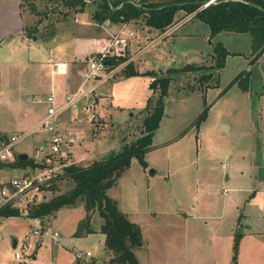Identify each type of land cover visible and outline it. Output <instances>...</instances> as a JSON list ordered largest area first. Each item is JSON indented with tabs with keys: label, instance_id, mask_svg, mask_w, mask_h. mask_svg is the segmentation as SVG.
Returning <instances> with one entry per match:
<instances>
[{
	"label": "rangeland",
	"instance_id": "rangeland-1",
	"mask_svg": "<svg viewBox=\"0 0 264 264\" xmlns=\"http://www.w3.org/2000/svg\"><path fill=\"white\" fill-rule=\"evenodd\" d=\"M70 7L66 0H24L23 8L36 13L32 18L36 20L28 21L26 28L32 35L52 33L60 17L64 21L74 20L75 12ZM66 8L68 11L63 13ZM87 8L91 16L94 6L89 3ZM189 16L179 10L172 24H176L175 32L165 38L155 39L172 26L164 31L154 29L156 35L141 55L139 75L110 79L100 87L101 94L111 103L104 106L107 110L111 106V115L105 112L103 120L97 115L92 118L97 139L87 132L90 117L82 111L76 113L77 120L72 122L75 125L70 131L62 126L64 134L77 135L80 131L82 135L70 146L73 161L83 160L78 163L88 165L104 159L119 151L125 145L123 141L130 143L144 134L143 120L159 98V91L151 89L150 76L143 73L154 71L159 76L175 63H212L211 44ZM44 18L46 22H41ZM136 23V28H147L142 18ZM218 40L230 54L225 66L209 81L211 88L206 96L197 80L199 73H176L164 98L159 128L142 163L132 158L108 191L120 210L141 229L143 242L134 249L139 264H264V59L253 67L256 74L250 79L244 73L251 52L249 34L221 32L212 38V43ZM95 54L91 53L86 60ZM252 54L254 58L255 50ZM125 62L117 68H107L103 75L116 70L115 74L121 76L117 71L124 68ZM14 72L17 74L18 70ZM240 72L241 83L230 85ZM21 82L16 76H0V128L8 133L27 132L16 125L17 118L24 114V102L10 95L21 93ZM245 86L248 91L242 89ZM38 102L33 104L40 106ZM205 104L210 105L206 118L193 125ZM222 123L229 127L228 132L220 130ZM33 134H26L17 143L18 154L32 152L29 146ZM151 170L155 173L151 174ZM19 172L8 168L0 175L8 177ZM53 185L44 191L43 197L39 195L40 202L72 189L74 182L62 177ZM54 214L44 217L43 223L60 232V242L55 243L47 235L40 237L44 243L47 239L58 247H14L13 240L24 242L32 229L24 220L27 214L9 221L0 218V259L8 264H76L80 251H89L91 257L85 253L79 258L83 264L92 259L95 264L102 263L106 256L105 238L100 232L103 221L97 211L89 216L90 228L94 229L91 232H87L89 223L85 221L82 197L75 205H65ZM38 236L32 235L30 240L38 242ZM25 245H30L29 240ZM16 250H20L22 259L15 258Z\"/></svg>",
	"mask_w": 264,
	"mask_h": 264
},
{
	"label": "trees",
	"instance_id": "trees-1",
	"mask_svg": "<svg viewBox=\"0 0 264 264\" xmlns=\"http://www.w3.org/2000/svg\"><path fill=\"white\" fill-rule=\"evenodd\" d=\"M209 0H172L170 2H152L149 0H66L69 6L75 10L83 11L90 3L94 6L91 11L92 19L98 23L121 24L142 18L147 27L164 31L175 20V15L179 10L185 11L186 15H193L202 23L209 26V38L220 32H248L251 36L253 50L256 59L264 51V0H215L206 7L203 4ZM29 35L32 32L26 28ZM213 64L192 65L188 64L182 68H169L159 76L154 71H146L145 75L150 76V87L159 91L158 99L143 120L144 134L130 143H126L119 151L111 153L108 157L92 161L88 165L73 163L65 168L66 172L62 177H67L74 182L73 188L55 195L48 200L38 202L33 205L28 216L44 219L48 215H53L65 205H75L82 197L85 202L87 232L93 231L90 227L89 216L93 210L97 211L103 223L100 232L104 235L105 264H139L134 249L143 242L139 225L127 218L117 201L108 195V190L114 186L124 171L127 170L130 160L137 158L141 163L144 154L149 150L152 143L154 131L159 127L163 117L164 98L168 93L169 85L173 76L179 72L199 73L198 82L203 88L209 87L208 83L213 75L225 66L226 57L229 51L221 42H215L212 47ZM252 59L250 63L255 61ZM127 57L107 56L105 63L118 66L124 63ZM121 74L124 76L139 75L131 61L125 62ZM249 77V70L244 71ZM243 72L238 73L230 82L241 83ZM240 82V83H239ZM245 91L247 86L243 87ZM208 107L196 117L193 125H198L207 116ZM16 156L14 161L0 163L2 166H24L31 159ZM54 187V185L52 186ZM19 208L9 204L0 206V216H20ZM78 263L81 259L78 258ZM89 264H93L90 261Z\"/></svg>",
	"mask_w": 264,
	"mask_h": 264
},
{
	"label": "crops",
	"instance_id": "crops-1",
	"mask_svg": "<svg viewBox=\"0 0 264 264\" xmlns=\"http://www.w3.org/2000/svg\"><path fill=\"white\" fill-rule=\"evenodd\" d=\"M23 5H24V0H0V67H1L0 76L3 77L4 79L6 78L9 79L16 76L17 78L20 79V81H22L21 83H23L22 88L24 89L20 90L21 93H15V92L10 93L11 96L16 95L15 96L16 99L19 98L24 102V114L19 116L16 120L17 128L22 131L27 130V132H29L32 129L36 128L42 122V119L47 112L49 102H47L46 100L39 101L38 100L39 97L41 96L44 97L45 95L53 91L56 95L57 102L61 103L64 101V97L68 92H76L79 85L81 84L80 81H81L82 73L87 67V64L85 63L86 58L91 53H95V52L98 53L104 50L107 47V44L112 41L115 35L116 36L119 35L121 38L126 37L127 39L126 62L131 61L134 64L136 71H140L141 69L140 68L142 65L141 55L145 50L144 48L147 47L148 41L153 39L156 35L155 33L156 30L152 28H148V27L145 29H142L141 27L136 28L137 20H133L121 24H113V23H109L108 20H105L104 27L100 26L98 22L92 19V15L89 16L87 14L86 10H88V8L86 6L83 9V11L75 10L74 7H70V10H73V12H75L74 20L64 21V19L60 17L59 19L61 20H56V28L54 29V32L51 33L46 31L45 33L41 32V34L39 35L35 33L34 35L30 36L29 33L26 31L27 22L35 21L36 18L34 19L32 18L36 13L31 12L29 10H25V8H23ZM65 6L67 7V5ZM67 11H68L67 8L63 9V13H66ZM76 11L78 12V20H77ZM190 18L194 19V22H196V26L201 28L200 26V24L202 23L201 21L193 17V15H190L188 17V19ZM46 20L47 18H44V20H41V22L43 21L46 22ZM79 20H80V30H79ZM175 25H173L172 28H170L166 33L159 35L158 37H155V39H158L159 37L165 38L170 34H173L176 29ZM195 30L196 28L194 27V31ZM199 30L205 35L207 42L211 44V48H212L214 44L212 43V38H214L216 35L220 34L221 32L209 38V26L207 31H204L202 29ZM245 33H241V34H245ZM218 42L221 41L218 40ZM250 42H251V36H250ZM141 46L143 47L140 49ZM252 53H253V46L251 42L250 57L247 59L248 62L246 64L248 66L246 70H249L250 79L252 78L254 73L256 74V72H254L253 67L258 66L259 61H262L264 59V51H263V53L260 56H258L255 61L250 63L253 58ZM210 57L212 60L211 64H213L214 61L212 59V55H210ZM55 60L65 63L67 67V71L56 72L55 71L56 65L53 63ZM211 64L209 65L200 64V65L211 66ZM185 65L188 64L176 65L175 63V66L172 68L179 69ZM17 70L18 73L15 74L14 71ZM220 70L217 71L216 75L220 72ZM121 71L122 70L120 69L117 71V73L120 74ZM114 75L115 76L107 77V79H101L100 80L101 82L94 91V98L96 99L95 110L97 115L101 118V120H103V118L105 117L103 115L105 112L106 114L109 113V115H111L110 112L111 106L108 110L104 107L106 103H108V105L111 103L108 102V98H106V96L101 94L100 87L103 86L104 83H106L110 79L123 77L122 74L121 76L116 74ZM149 80L151 83L152 81L151 78ZM210 88L211 87L209 86L208 88L204 89L205 91L203 95H205ZM246 91H248V89ZM23 95H24V100H23ZM34 101H39L38 103L40 104V106L33 104ZM209 107L210 105L208 106V108ZM78 112H80V109L75 110L69 108L67 110H64L61 113V117H62L60 121L61 129L63 126V129H65V131H70L72 127L75 125L72 122L77 120V119L74 120V118H76V113ZM89 123H90V128L89 130H87V132H89V134L92 137H95L97 139L98 137H96V134L94 133V131L97 129L96 127H94L95 124L92 122ZM228 129L229 127L226 124L224 123L221 124L220 130L222 132H228L229 131ZM0 132L7 133L8 131L0 128ZM31 132H34V134L32 135L33 138L31 139L29 146V149L32 151L37 146L46 142L47 135L44 130L42 131L32 130ZM77 134L80 135L79 139H81L82 135L80 134V131H78ZM126 142L127 141H123L124 144H126ZM100 152L102 153V151H99L97 153ZM27 153L29 155L31 154L29 152ZM97 156L100 155L97 154ZM74 160L76 163H78V161H83L76 159ZM17 167L10 165L2 166L0 167V173L5 172V170L8 168L16 169ZM154 173L155 171L152 170L151 174ZM111 197L114 198L113 196ZM53 216H55V214ZM126 216L128 215L126 214ZM13 217H17V216H9V217L0 216V218L4 219L5 221H9V219L13 220ZM127 218H129V216ZM24 220L28 222L30 225H32L30 223V218L28 216L24 217ZM91 229L94 231L93 228ZM31 238L32 235L27 239L30 242V246L28 248H34L35 244H37V246L41 244H45L46 247H54V246L58 247V244L56 245L50 244L47 239L45 240L44 243V240L40 236H38L40 240L38 242L37 239L35 242L33 240H30ZM13 241H14L13 243L14 247H18L20 245V242L17 239H14ZM105 257L102 259V263L99 264H105L104 263ZM17 259H22V257ZM91 261H93V264H95V260L92 259ZM75 262L76 264H79L78 257L76 258ZM83 262L84 261L81 260L80 264H83ZM0 264H8V262L6 260L0 259Z\"/></svg>",
	"mask_w": 264,
	"mask_h": 264
},
{
	"label": "built area",
	"instance_id": "built-area-1",
	"mask_svg": "<svg viewBox=\"0 0 264 264\" xmlns=\"http://www.w3.org/2000/svg\"><path fill=\"white\" fill-rule=\"evenodd\" d=\"M213 1L215 0H209L203 4V7ZM126 48V37L114 36L104 50L86 60L87 67L82 73L81 84L76 92H68L61 103L57 102L53 91L44 97L38 98L39 101L46 100L49 102V106L42 122L32 130H44L47 135L46 142L32 150L29 155L31 159L29 163L16 168L20 171L19 173L8 177L0 175V206L10 203L12 206L19 208L21 213L28 216L33 205L40 202L39 195L41 194V197H43L44 191L52 188L53 184L62 178L66 172L65 168L76 163L70 156V146L80 138V135L62 133L60 128L61 113L69 108L80 109V111L88 114L91 122L92 118L97 115L94 91L101 79H107L116 72V70H112L103 75L107 68H116L109 63H105V58L107 56L124 57ZM53 63L56 65V72L67 71L65 63L58 60ZM29 132L24 134L0 132V163H8L16 159L19 152L15 149L16 145ZM28 217L32 229L25 236L24 242L20 243L19 247L21 246V249H28L30 245L27 246L25 243L31 235H47L55 243L60 242V232L58 230L47 227L43 223V219L39 217ZM85 253L87 257H91L89 251ZM85 253L80 251L77 257H84L83 254ZM15 256L16 258L22 257L20 250H16Z\"/></svg>",
	"mask_w": 264,
	"mask_h": 264
},
{
	"label": "water",
	"instance_id": "water-1",
	"mask_svg": "<svg viewBox=\"0 0 264 264\" xmlns=\"http://www.w3.org/2000/svg\"><path fill=\"white\" fill-rule=\"evenodd\" d=\"M200 26H201V29H202V30H204V31H207V30H208V26H207V24H205V23H201ZM28 156H29V154H28L27 152H25V153H21L20 158H21V159H25V158H27ZM151 173H152V170H151Z\"/></svg>",
	"mask_w": 264,
	"mask_h": 264
}]
</instances>
